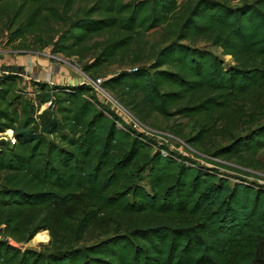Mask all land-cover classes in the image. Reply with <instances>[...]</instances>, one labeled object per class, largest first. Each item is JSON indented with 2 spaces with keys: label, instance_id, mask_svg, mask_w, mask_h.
I'll list each match as a JSON object with an SVG mask.
<instances>
[{
  "label": "trees",
  "instance_id": "trees-1",
  "mask_svg": "<svg viewBox=\"0 0 264 264\" xmlns=\"http://www.w3.org/2000/svg\"><path fill=\"white\" fill-rule=\"evenodd\" d=\"M75 1L0 0L7 43L38 41L46 32L55 40L39 43L41 49L50 44V54L82 59L97 48L79 66L91 75L126 56L138 32L181 12L174 39L147 67L119 71L99 87L137 119H192L198 131L187 140L191 146L209 135L228 139L214 158L259 165L264 122L253 126L249 111L251 126L237 135L233 127L240 99L251 96L245 102L261 108L264 0H78L90 5L71 17ZM99 34L108 37L90 42ZM199 38L234 64L223 68L193 45ZM22 79L0 73V133L11 130L14 138L0 142V264H264V187L229 182L214 168L154 146L105 107L90 84L29 80L35 94L27 98L17 89ZM44 103L55 114L34 131L29 127ZM43 230L42 251L10 243Z\"/></svg>",
  "mask_w": 264,
  "mask_h": 264
},
{
  "label": "rangeland",
  "instance_id": "rangeland-1",
  "mask_svg": "<svg viewBox=\"0 0 264 264\" xmlns=\"http://www.w3.org/2000/svg\"><path fill=\"white\" fill-rule=\"evenodd\" d=\"M126 1V0H123ZM181 0H177L180 2ZM183 1V0H182ZM189 1V0H187ZM229 5H235L238 3V0H228L226 1ZM90 5L88 1H78L76 0L71 7V10L68 12L72 17L74 13L77 16H82L83 11ZM181 12H178L176 15H173L169 22L164 26H158L156 28L138 32L135 37L134 41L129 48V52L123 58L116 59L113 63L109 65H104L99 68L97 71L91 72V75L84 74L79 66L85 62H89L92 54L97 53L98 49L94 48L90 50L88 53L83 55L82 59H78L77 57H64L61 54H50L49 48L50 44L45 46L43 49V53L47 54L45 58L49 60V64L51 66H39L38 69L57 74H67L76 77L80 82L85 81L90 84V81H94L95 79L99 78L100 82H102L105 78L110 77L111 75L119 72L125 71L133 67H147L152 60L156 52L163 47L165 44L169 43L174 39V36L177 34L175 24L178 22L179 15ZM8 24L6 18H2L0 20V61H15L24 62L25 55H32L37 58L38 56H43L44 54L38 53L41 51L40 41H54L55 37L51 40L49 39L48 35L43 33L41 38L37 41H32L33 38L31 36H27L23 40H15L12 42L7 43L8 34L6 32L5 26ZM60 23L51 24L53 28H59ZM65 26L62 28L64 29ZM108 36L107 34H99L94 36L90 42L97 41L101 42V40L106 39ZM36 42V43H35ZM195 47L200 49H206L210 51L216 58L221 61V65L223 68H227L234 64V61L229 55H223L220 48L217 46H213L209 44L204 39H197L194 44ZM52 56V57H51ZM34 64V63H33ZM67 71V73H64ZM69 80H71L69 78ZM90 80V81H89ZM71 82V81H69ZM93 90L97 92L99 97L103 101V105L107 108H111L116 112H119L123 117L124 123L131 129L137 130L140 133H143L149 138V140L154 143V146L163 145L167 147L168 150L176 152L178 154H182L184 157L190 159L191 161L206 167L214 168V170L219 173L220 175L226 176L229 182L232 181H245V182H253L257 185L264 187V149L259 150L256 155L255 159L258 160L259 165L256 164L255 168L245 167L243 163L239 162L238 160H221L214 158L211 156V153L218 148L219 146L224 145L228 139H222L220 136H213L209 135L201 139L199 146H191L187 140L196 134L198 131V127L194 124L192 119L180 116H161L157 114H148L145 116L144 119H137L138 116H133L129 111V106L123 107L119 104V97L115 96L114 94L101 89L100 87L94 88ZM17 89L19 90L20 94H25L27 98L30 95L35 94V87L32 85L29 80H20L17 83ZM263 98L256 99L261 106L260 110H256L253 108V104L246 103L245 101L251 100V96H246L242 101V105L240 106L239 117L235 121L233 132L235 135L242 134L246 131L251 124L248 121L246 114L251 111L254 123L253 126L256 124H261L264 122V89L261 92ZM258 96H252V99H255ZM238 100V104L241 103ZM257 103V104H258ZM54 105H49L48 103L40 104L37 106L36 111L34 113L35 122L30 126L34 131L39 130V124L46 122L51 118L54 112ZM58 118V114H56ZM215 127L220 128L221 123H216ZM10 130V129H8ZM6 131V130H5ZM5 131L0 133V142L2 141H10L14 140L12 136V132L10 130V134H6ZM2 144H0L1 146ZM207 159L212 161H207ZM140 184H145V178L140 182ZM45 232V235L47 232ZM102 237V236H101ZM48 241V235H46L45 241H38L33 242L30 239L27 242H20V243H12L11 244L20 247V248H29L34 249L36 251H42L46 246ZM78 244V243H77ZM45 246V247H44Z\"/></svg>",
  "mask_w": 264,
  "mask_h": 264
},
{
  "label": "crops",
  "instance_id": "crops-1",
  "mask_svg": "<svg viewBox=\"0 0 264 264\" xmlns=\"http://www.w3.org/2000/svg\"><path fill=\"white\" fill-rule=\"evenodd\" d=\"M42 51L43 49L38 51V53H41ZM42 54L44 55H40L37 58L27 54L24 56V62H21V60H18L20 62L0 61V73L18 74L24 80L46 82L47 84L76 85L79 83V81H77L78 79L72 75H68L67 71H64V73L67 74H57L55 72L50 74L46 69H44L45 71L38 69L40 65L47 67L51 66L49 64L50 61L45 58L47 54L43 52ZM69 78L71 80H69Z\"/></svg>",
  "mask_w": 264,
  "mask_h": 264
},
{
  "label": "bare ground",
  "instance_id": "bare-ground-1",
  "mask_svg": "<svg viewBox=\"0 0 264 264\" xmlns=\"http://www.w3.org/2000/svg\"><path fill=\"white\" fill-rule=\"evenodd\" d=\"M5 133L6 134H10V131H6ZM46 235H45V232H40L37 235H35V237L32 239V241L33 242L45 241L46 240Z\"/></svg>",
  "mask_w": 264,
  "mask_h": 264
},
{
  "label": "built area",
  "instance_id": "built-area-1",
  "mask_svg": "<svg viewBox=\"0 0 264 264\" xmlns=\"http://www.w3.org/2000/svg\"><path fill=\"white\" fill-rule=\"evenodd\" d=\"M89 81H90V80H89ZM83 82H85V81H82V82H80V83H83ZM85 83L88 84V82H85ZM99 84H100V79H99V78L95 79L94 81H90V85H91L92 87H94V88H98V87H99Z\"/></svg>",
  "mask_w": 264,
  "mask_h": 264
}]
</instances>
